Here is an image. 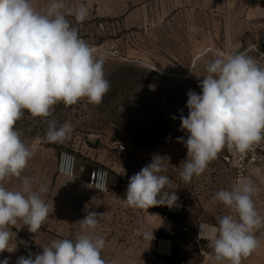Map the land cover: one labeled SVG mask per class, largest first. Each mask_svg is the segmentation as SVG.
<instances>
[{"label": "clouds", "instance_id": "1", "mask_svg": "<svg viewBox=\"0 0 264 264\" xmlns=\"http://www.w3.org/2000/svg\"><path fill=\"white\" fill-rule=\"evenodd\" d=\"M86 4L71 6L69 0H0V253H13L10 243L21 220L30 233H36L49 216L42 198L47 186L34 190L22 173L35 155V144H26L16 127L25 114L41 118L47 128L41 142L62 144L70 139L73 125H57L55 106L66 107L87 99L99 105L110 90L104 72L105 59L88 44L75 25L88 19ZM71 17L72 19H69ZM75 21V25L73 23ZM264 55V54H261ZM198 87L187 92V115L181 114L177 141L187 148L180 177L190 183L227 148L245 156L264 142V66L246 52L216 54L205 65ZM177 117L173 116L175 120ZM165 161L154 155L151 163L129 178L123 203L134 209L176 205ZM13 178L19 189L5 186ZM259 189L249 177L238 178L230 189L215 193L211 202L222 204L229 213L217 219V226L206 235L210 264H242L261 246L257 232L264 229V215L255 206ZM54 210V209H53ZM81 219L82 231L73 238L53 240L38 254L21 255L16 264H107L101 253L106 247L95 235L98 217L89 211ZM154 230V229H153ZM153 230L141 233L153 239ZM208 225H199V236ZM0 264H9L8 258Z\"/></svg>", "mask_w": 264, "mask_h": 264}, {"label": "rangeland", "instance_id": "2", "mask_svg": "<svg viewBox=\"0 0 264 264\" xmlns=\"http://www.w3.org/2000/svg\"><path fill=\"white\" fill-rule=\"evenodd\" d=\"M44 3L46 0H41V5ZM80 3L88 7V19L79 25H75L74 20L73 23L80 36L97 49L98 56L104 57V72L110 81V90L99 105L91 104L85 98L72 106L66 107L63 103L55 106L53 115L48 119H55L57 125L69 122L74 129L70 139L64 143L41 142L47 125L41 118L33 119L27 113L16 124L21 138L28 145L35 144V155L40 148L53 150L57 156L62 151L73 152L77 156L78 165L85 162L81 150L86 147L122 160L124 168L121 175H124V180L118 173L108 170L110 189L114 188L123 199L132 175L151 163L154 155L169 157V162H164L167 171L161 174L171 180L170 187L166 186L165 190L175 191L179 199L172 208H149L159 211L166 222L151 246L162 248L164 254L170 252L173 264H200L211 249L208 241L195 240L197 227L202 223L216 227L217 219L229 213L222 204H213L212 197L221 189H230L238 178L249 177L259 189L253 198L255 206L264 215V169L254 168L247 175L241 176L222 150L202 175L185 183L180 172L183 169L182 162L187 159V148L177 138L187 137L180 130L179 116L187 115L188 90L198 94L201 92L198 84L205 74L206 63H200L198 71L189 75L167 73L158 66L148 64L149 59L157 60L165 49L173 52L175 48L150 45L149 39H157L159 34L157 31L151 33L144 30L141 14L144 0H69L71 6ZM249 46L253 45L242 48L243 51H235L233 55L244 52ZM217 52V49L214 50L213 56ZM248 55L253 57L251 53ZM212 58L209 56L207 59L209 61ZM173 116L177 118L173 120ZM115 140L127 144V156H118L110 147ZM35 155L28 165L33 163ZM29 169H25L22 177H28L34 185L36 180ZM5 186L19 189L21 180L13 178ZM262 233L264 229L258 231L257 236ZM112 238L114 241H122L114 235ZM16 241V251L0 253V260L8 258L9 264H16L21 255L27 257L29 253H40L28 240Z\"/></svg>", "mask_w": 264, "mask_h": 264}, {"label": "crops", "instance_id": "3", "mask_svg": "<svg viewBox=\"0 0 264 264\" xmlns=\"http://www.w3.org/2000/svg\"><path fill=\"white\" fill-rule=\"evenodd\" d=\"M141 14L144 30L159 34L157 39H149L150 45L175 48L173 52L165 49L157 60H148V64L167 73L193 74L200 63L214 57L216 49L218 54H233L248 45L264 48V0H144ZM81 151L85 162L77 166L76 177L68 179L57 174L59 155L46 148L38 150L28 169L36 180L34 190L47 186L42 198L49 206V216L36 233H30L21 220L15 226L9 225L13 232L11 245L15 247L17 239H24L42 252L41 247L53 240L73 238L82 231L79 221L87 208L104 213L98 217L95 235L107 240L101 253L107 264H173L170 252L164 254L162 248L151 246L166 225L159 211L126 207L114 188L102 194L87 182V173L95 166H104L124 180L123 161L95 148ZM151 230L152 241L143 238L141 233L147 231L150 236ZM113 235L122 241H114ZM258 238L261 246L242 264H264V233ZM210 252L200 264H210Z\"/></svg>", "mask_w": 264, "mask_h": 264}, {"label": "built area", "instance_id": "4", "mask_svg": "<svg viewBox=\"0 0 264 264\" xmlns=\"http://www.w3.org/2000/svg\"><path fill=\"white\" fill-rule=\"evenodd\" d=\"M244 52L253 54V57L264 66V48L261 45L249 46ZM115 153L120 157H125L128 154L127 144L121 140H115L110 146ZM225 157L233 164L237 173L245 176L251 169L261 168L264 169V142L255 147L254 151L249 152L247 155L242 156L235 151L224 149ZM78 166V159L76 154L69 151H62L58 156L57 174L68 179L76 177ZM110 172L104 166H95L88 172L87 182L89 186L96 192L105 194L109 192ZM204 224V223H202ZM207 225V224H206ZM213 227L208 226V232L199 236V226L197 227L194 238L197 242L208 241L205 236L211 234ZM201 254L205 255L204 251Z\"/></svg>", "mask_w": 264, "mask_h": 264}]
</instances>
